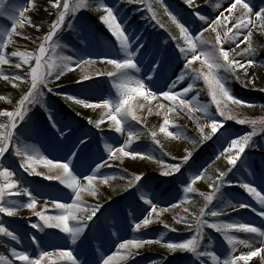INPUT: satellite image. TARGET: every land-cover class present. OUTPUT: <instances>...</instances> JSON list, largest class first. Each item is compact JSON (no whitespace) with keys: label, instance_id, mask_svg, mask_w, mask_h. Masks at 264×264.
<instances>
[{"label":"rangeland","instance_id":"1","mask_svg":"<svg viewBox=\"0 0 264 264\" xmlns=\"http://www.w3.org/2000/svg\"><path fill=\"white\" fill-rule=\"evenodd\" d=\"M17 2L27 4V0H6L7 4H15ZM33 2L36 5L35 9L26 13L32 24L26 23L23 28L17 29L29 39H24L22 36H14L13 40L15 43L9 45L6 50L9 53L15 50L34 51L36 45L40 42V38L47 33L45 27L48 26L46 23L49 21V17L53 16L55 19L57 15V10L51 7L50 0H33ZM103 2L113 7L114 12L117 14V19L121 21L127 34L130 37L139 38L132 40V49L130 50L143 45L136 55L140 71H133L131 74L145 80L146 85L154 90L168 91V86L177 81L180 74L185 71L187 61L185 56L180 53L179 47H177L178 44L181 47L185 45L179 35H176L173 31L176 28L175 25L170 19L163 22L161 20V17L166 15L164 7H167L168 11L175 15L190 32L198 35L203 32L207 24L200 21L196 13L207 16L209 20L214 19L219 15L220 11L229 6L230 0H194L193 7H189L182 0V9H179L172 0H162L163 7L160 0H103ZM149 2L152 3L153 10L156 13L157 19L155 20L152 19V13L147 10ZM217 3L221 5L220 9L214 7ZM252 3L255 5L254 12L264 7V0H252ZM94 8L95 0H93L92 9H82L76 13L75 18H66L65 25L71 24L69 28L75 30L73 32L75 42H70L64 37L58 38L59 43L63 46L62 52L64 55H72L74 59L83 58L95 63L82 65L79 68H75L74 71L66 72L59 81H53L49 85L53 88V93H47V90H45L46 95L43 107L39 104L29 106L28 115L25 117V126L19 128L18 125L9 152L3 158H0L1 166L8 167L14 171L16 177L23 181V186L28 187L37 197L35 211H44L46 215L58 214L59 210L55 209L54 201L71 203V190L65 188L56 180L45 179L43 175H30L20 168V157L15 155L16 143L32 145L49 159L64 160L69 157L70 151L76 152L78 153V158L73 159L72 163L75 166V172L79 174L87 173L90 167H95V163L108 160L105 144L119 147L127 139V132L120 134L110 130L109 122L107 121L99 129L94 124L88 123L89 119L98 120L102 115V109L84 108L73 101L65 99L66 95L72 94L89 102L98 103L103 99L116 97L113 79L106 74L95 75V73L113 71V66L107 63V58H115L117 55L122 56L123 54L119 53V45L100 19L103 13L95 11ZM93 13L97 15L96 26L103 31L101 34L96 33L97 27L89 21ZM5 25L10 28V22L5 17H0V26ZM37 25L39 30H37ZM92 33H94V37L98 41L96 44L89 39L93 36ZM173 37L177 39H173ZM204 38L214 43L215 33L211 30L204 32ZM251 40L255 48V55L243 58L240 56L234 57L245 63L246 71L245 69H237L235 74H226V86L230 89L231 94L244 103L234 105L228 102L227 111L234 114L238 119L260 120L264 119V100H262L261 104L260 101L255 100L257 96L254 94H262L264 96V63L257 59V49L263 47L264 44V31L253 29ZM232 47H235V45H232ZM245 47H247V43L241 44L240 49H237V51L239 52ZM225 48L227 50L228 45H225ZM248 59L254 60L251 66L246 64ZM17 62H19L18 58H11V64ZM200 66V60L193 62V68H200ZM3 67L5 74L8 75L20 74L23 76L27 69V65L21 69H14L9 65ZM85 74L91 75L92 79L78 84L77 80L81 79ZM147 76H151L152 79L147 80ZM65 79H69L70 82L63 84ZM236 82L241 85L238 89L234 88ZM17 83L19 86L13 87L10 81L0 79V96L6 98L5 100H0V111L13 110L19 97L27 91L28 84ZM189 83H192V81L186 76L183 81L176 83L173 90L182 91ZM2 91H5L3 92L4 94H1ZM197 94L201 103H210L207 86L204 85L202 80L196 82L194 91L189 93L187 98L190 99ZM55 96L59 97L66 106L75 108L74 111L77 116L74 120L62 117V111L54 100ZM134 103L137 105V115L141 117V123H131L133 124V131L138 132L140 135L138 139L133 141L129 150L146 153L153 158L141 159L137 157L132 159L131 157H125L108 161L110 166L101 169V173L114 177V179L110 180L108 184H98L97 196L84 195V200L88 205L94 207L99 204L102 207L96 213V216L87 222L88 227L75 244L72 243L71 238L67 234L60 232L59 229L44 227L41 231L38 228H32V224L42 225V221L34 215L31 209L23 208L17 216L13 217L0 213V224L13 231L20 238V242L17 243L0 235V255L7 257L12 261V264H22L21 261L16 260L12 256L13 248L17 251L26 250L33 257L38 256L41 251H47L53 253V255L45 261V264H67L66 261H61L58 256V251L63 249L71 250L80 261V264H102V260L115 253L118 244L124 240L157 241L163 236V240L160 243L145 244L139 249H132L133 254L124 261H118L117 264H201V261H203V264H212L210 257L197 259L194 255L187 252L179 250L172 252L164 245L168 242H182L194 235V231L189 230L187 223H177V218L187 217L190 222L191 216L189 213H198L199 208L204 206V198L199 193L207 194L212 192L213 189L209 185L212 180H215L218 172H227V169L231 167L224 157L219 160L216 157L228 146L230 139L248 134L252 131V127L249 124H239L235 120L225 121L223 117H217L219 121H223L224 127L218 130L212 139L201 142L195 120L190 119L184 113H168L171 123L178 126L187 138L176 140L159 132L166 109H160L158 105L160 103L169 105L170 102L164 101L163 97H160L158 100H153L151 104L142 98H138ZM140 104H143L144 107L140 108ZM247 105H251V107ZM45 108L49 110L46 112ZM149 108L152 109L151 112H149ZM39 111L46 118L47 126L43 125L38 117ZM211 111L215 115L214 105L211 106ZM50 115L53 119H49ZM194 115L200 117V123H207L200 113H195ZM148 117L156 118L158 122L153 130L157 132L158 138L160 136L169 149H173V153H177V156L180 157L179 159L178 157L168 159L169 157H166L165 150H161L153 142L151 136L146 135L147 131L142 126L146 123L145 119ZM0 122H6V118L0 117ZM53 123H55L56 127H53ZM60 130H62L63 134H61ZM169 130L175 132L177 128L170 127ZM205 131L208 132L210 129L206 128ZM95 134H99V136L96 137L94 136ZM81 139L84 140V145L79 143ZM190 141H196V143L193 144ZM189 151L192 152V156L187 163H183L182 158ZM158 161L161 163H158ZM177 163L181 164L180 172L168 176L162 174L168 170L169 166ZM144 166H150L155 171L154 173H157L154 176L162 178V182H164L162 184L163 188L170 189L176 184L174 180L180 176L179 189L174 194L169 195V197L168 189L165 197H163L162 192L158 190V182L152 181L150 174H146L147 172L143 174L139 170ZM205 169L207 170L206 178L194 185L196 192L185 193L183 188L186 184L190 183L195 175L205 173ZM37 171L47 173V169L42 165L37 166ZM137 171L140 172L138 173ZM134 175H142V181L138 182L135 187L128 188L125 191L128 180ZM207 177H211L212 180L207 179ZM242 183H250L257 187L258 190L264 192V132H260L259 129H257V135L253 136L250 146L241 154L236 166L232 168L231 172H227L224 177V183L220 187V192L216 193L212 203L208 205L206 211L222 210V214L218 217L205 216L209 223L242 222L264 229V217L257 215V212L264 209H261L255 199L245 189L240 187ZM165 184L168 185L165 186ZM121 194L124 195L123 210L128 215L126 223L124 221V223H119L120 210L117 208V203L119 197L122 196ZM134 194H137L140 205L135 203ZM141 196L152 200L157 205L158 210L167 209V211L161 212L158 217L153 214V223L146 228L135 231L134 225L141 222L151 211L150 205L145 204ZM8 199L27 201V197H9ZM182 201L186 202L182 203ZM229 202L235 205V210L228 206ZM240 203L246 204L248 207L240 208ZM172 205H177V207L173 208L171 207ZM185 207L189 209L188 213L184 212ZM253 208L256 209L255 212L252 210ZM164 225H168V228H165ZM157 226L163 227L157 228ZM155 228L157 229L154 231ZM171 229H175V231H171ZM204 233L205 239L202 242L201 250L214 251L221 259L231 254V248L222 233L207 227H205ZM230 234L238 239L250 240L254 247H260L257 242L260 238L255 237V239H252L253 234L242 232H232ZM33 238H35L36 243H33ZM249 250L243 245H238L235 255H239L242 252L246 253ZM261 257H264V252L261 253V256L252 258L248 264H264Z\"/></svg>","mask_w":264,"mask_h":264},{"label":"snow or ice","instance_id":"2","mask_svg":"<svg viewBox=\"0 0 264 264\" xmlns=\"http://www.w3.org/2000/svg\"><path fill=\"white\" fill-rule=\"evenodd\" d=\"M50 2L51 7L57 10L56 19L52 21L49 31L40 38V42L36 45L35 50H15L9 53L6 50L9 45L15 43L13 40L14 36H22L24 39H29V37L23 36V33L17 29L23 28L26 23L32 24L30 18L26 16V13L35 9L36 5L33 0H27L26 5L19 2L7 4L6 0H0V17H5L10 22V28L7 25L0 26V79L10 81L13 87L19 86L17 82L29 85L27 91L17 101L13 110L0 111V117L6 118V122H0V158H3L9 152L10 146L13 144L15 138L18 122L25 120L29 112V106L39 104L43 107L45 103L44 97L46 95L45 90H47V93H53V88L49 85L53 81H59L66 72L74 71L75 68H79L82 65L95 63L94 61L84 60L83 58L74 59L72 55H64L62 52L63 46L59 43L57 35L65 25L66 18H75L76 13L82 9H92L93 0H50ZM184 2L189 7L194 6V0H184ZM160 3L163 7L162 0H160ZM214 7L220 9L221 5L217 3ZM254 8L255 5L252 3V0H230L229 6L224 8L223 11H220L219 15L214 19L209 20L207 16L197 12L196 15L199 20L205 22L207 27L203 29V32L196 35L190 32L175 15L168 11L167 7H164L165 14L179 30V38L184 42L185 46L181 47L178 44L177 47H179L180 53L185 56L187 62L185 64V71L180 74L177 81L168 86V91H163L159 89L154 90L146 85L145 80L139 79L131 74L133 71H140L136 61V55L143 45H140L134 50H130L132 49V40L139 38L130 37L127 34L121 21L117 19V14L114 12L113 7L104 3L103 0H95L94 10L103 13L100 19L107 26L115 38L116 43L119 45V53L123 54L122 56L117 55L115 58H107V63L113 66V71L95 73V75L106 74L113 79L116 97L103 99L98 103L89 102L86 99L78 98L72 94L66 95L65 99L73 101L75 104L81 105L84 108L102 109L101 117L96 121L89 119L88 123L94 124L99 129L107 121L109 122L110 130H114L120 134L127 132V139L119 147L105 144L108 160L95 163V167H90L87 173L79 174L75 172V166L72 163L73 159L78 158V153L76 152L70 151L69 157L64 160L49 159L32 145L16 143L15 155L20 157V168L30 175H43L45 179L58 181L59 184L71 190L72 199L71 203L54 201L55 209L59 210L56 215H46L44 211H35L37 197L28 187L23 186V181L16 177L14 171L8 167L0 166V213L13 217L17 216L23 208L31 209L34 215L42 221V225L32 224V228H38L41 231L44 227L59 229L60 232L67 234L71 238L72 243L75 244L77 239L84 234L85 229L88 227L87 222L91 221L102 207L99 204L94 207L88 205L84 200V195L97 196V185L108 184L110 180L114 179V177H109L101 173V169L110 166L108 161L123 159L125 157H131L132 159H136L137 157L141 159L153 158L146 153L129 150L133 141L138 139L140 135L138 132L133 131V124L131 123H141V117L137 115V105L134 103L138 98H142L149 104L153 100H158L160 97H163L164 101L170 102L169 105H165L164 103L158 105L160 109H166L163 123L159 127V132L165 134L166 137L176 140L187 138L178 126L171 123L168 113H184L190 119L195 120L201 142L212 139L218 130L224 127L223 121H219L217 117H223L225 121L235 120L239 124L251 125V132L230 139L228 146L216 157L217 160L224 157L228 165L231 166L227 169V172H231L232 168L236 166L237 161L241 158V154L250 146L253 136L257 135V129L260 132H264V119H238L234 114L227 111L228 102L234 105H241L244 102L231 94L230 89L226 86V74H235L237 69H245L246 71L245 63H242L241 60H237L234 57L240 56L243 58L245 56H254L255 48L251 40L253 29L264 31V7H261L259 11L255 12ZM147 10L152 13V19H157L151 2L147 4ZM157 22L159 23V21ZM36 27L39 30V26L37 25ZM68 27H71V24ZM210 30L215 33L214 43L204 38V32ZM173 39L177 38L173 37ZM243 43H247V47L238 52L237 49H240ZM225 45H228L227 50ZM232 45H235V47H232ZM11 58H18L19 62L11 64ZM197 60H200L201 66L200 68H193V62ZM253 63L254 60L252 59L246 61V64L249 66ZM5 65H9L14 69H21L27 65V69L23 76L20 74L8 75L4 71L3 66ZM186 76L191 79L192 83H189L182 91H174L173 89H175L176 83L183 81ZM90 79H92V76L85 74L81 79L77 80V83L80 84ZM151 79V76H147V80ZM200 80L207 86L210 97L209 104L201 103L198 100V94L193 95L190 99L187 98L188 94L194 91L196 82ZM5 99V97L0 96V100ZM212 105L215 106V115L211 111ZM247 106L251 107V105ZM139 107L143 108L144 105L140 104ZM151 111L152 109L149 108V112ZM195 113H200L207 123H200V117L195 116ZM49 119H53V117L50 115ZM53 127H56L55 123H53ZM170 127H176L177 130L175 132L170 131ZM206 128L210 129V131L206 132ZM60 131L63 134L62 130ZM150 135L153 142L159 146L160 141L157 139V132L153 130L150 132ZM79 143L81 145L85 144L83 139ZM190 143L195 144L196 141H190ZM191 156L192 152H187L182 158L183 163H187ZM158 163L161 162L158 161ZM38 165L46 168L47 173L38 172ZM180 170L181 164L177 163L169 166L168 170L162 174L168 176L180 172ZM206 171L205 169V173L195 175L190 183L186 184L183 191L185 193H195L196 188L194 185L198 181L206 178ZM227 172H218L215 180L207 177V179L212 180L209 187L213 191L207 194L203 192L199 193L204 198V206L199 208L198 213H189L191 216L190 222L187 217L183 216L176 220L177 223H187L189 230L194 231V235L182 242L166 243L164 246L167 249L172 252L178 250L187 252L194 255L197 259L210 257L212 264H248L252 258L261 256V253L264 252V229L253 226L250 223H209L205 219V216L218 217L222 214V210L206 211V209L212 203L216 193L220 192V187L224 183V177L227 175ZM142 179V175H134L128 180L125 191L128 188L135 187ZM240 187L245 189L255 199L261 206V209H264V192L258 190L257 187L250 183H242ZM9 197H27V201L8 199ZM141 199L145 204L150 205L151 211L141 222L134 225L135 231L146 228L153 223V214L158 217L161 212L167 211V209L158 210L157 205L144 196H141ZM185 202L182 201V203ZM228 206L235 210V205H232L231 202H229ZM171 207L175 208L177 205H172ZM239 207L245 208L248 205L240 203ZM252 210L254 212L256 211L255 208ZM184 212L188 213L189 209L185 207ZM257 215L264 217V210L257 212ZM164 227L168 228V225H164ZM205 227L223 234L225 241L231 248V254L221 259L214 251L201 250L202 242L205 239ZM171 231H175V229H171ZM232 232L253 234L252 239L259 237L260 239L257 242L260 244V247H254L250 240L238 239L236 236L230 234ZM0 235L10 238L11 241L20 242V238L2 224H0ZM162 240L163 236L157 241L141 239L124 240L118 244L115 253L102 260V264H117L118 261H124L128 256L132 255V249H139L145 244L160 243ZM33 243H36L35 238H33ZM238 245H243L250 250L246 253L242 252L239 255H235ZM11 254L16 260L21 261L22 264H45V261L53 255V253L41 251L38 256L33 257L26 250L17 251L15 248L12 249ZM58 256L61 261H66L67 264H80V261L71 250L61 249L58 251ZM261 259L264 261V257H261ZM0 264H12V261L0 255ZM201 264H203V261H201Z\"/></svg>","mask_w":264,"mask_h":264},{"label":"trees","instance_id":"3","mask_svg":"<svg viewBox=\"0 0 264 264\" xmlns=\"http://www.w3.org/2000/svg\"><path fill=\"white\" fill-rule=\"evenodd\" d=\"M42 1H46V0H42ZM173 2H175L176 4H177V6H178V8L179 9H182V7H183V2H182V0H172ZM53 19H54V17L53 16H51V17H49V21L46 23V25H48V26H46L45 27V29L48 31L49 30V28H50V23L53 21ZM175 33H176V35H179L178 34V32L176 31V30H173ZM70 33V32H69ZM67 38L70 40V41H73L75 38L73 37V35L71 36V34H69V35H67ZM181 42V41H180ZM257 59L258 60H260V61H262L263 63H264V44H263V47H259L258 49H257ZM70 82V80L68 79H65L64 81H63V84H66V83H69ZM236 85H234V88L235 89H238V88H240L241 87V85H240V83H235ZM67 85H70V84H67ZM3 92H5V91H2L1 92V94H4ZM240 94V93H239ZM254 95H256L257 96V98H256V96H255V100H257V101H260V103L262 102V100H264V96L262 95V94H254ZM59 101H60V104L61 105H65L64 104V102L63 101H61V99H58ZM262 104V103H261ZM61 111H62V117L63 118H65V119H68V120H74L75 119V117L77 116V113H75V111H74V109L75 108H72L71 106H61ZM146 120V123L145 124H143V128L147 131V133H146V135H150V132L151 131H153V129L155 128V126L157 125V120H156V118L155 117H148V118H146L145 119ZM151 136V135H150ZM157 139L160 141V145H159V148L161 149V150H165V154H166V157H169L168 159H173L174 157L175 158H177L178 157V159L180 158L179 156H177V153H173V149H169L168 148V146L167 145H165V142H163L162 141V139H161V137L159 136V138H158V136H157ZM144 142H146V141H144ZM157 145V144H156ZM210 152V151H209ZM140 171H142V173L144 174L145 172H147L146 174H150L149 176H150V178L152 179V181H154V182H158V186H159V188H160V186H161V184H162V178L161 177H158V176H154V175H156L157 173H154L155 171H153L152 169H151V167L150 166H144V167H142V168H140L139 169ZM140 171H137L138 173L140 172ZM152 172V173H151ZM186 177H187V175H186ZM180 176H179V178L178 179H175V183L176 184H174L170 189H169V193H168V197H169V195H172V194H174L178 189H179V186H178V184H180ZM182 179V178H181ZM120 193H122L121 191H120ZM121 195H123V194H121ZM162 196H165V190H163V192H162ZM160 227H163V226H157V228H160ZM157 228H155L154 229V231L157 229Z\"/></svg>","mask_w":264,"mask_h":264},{"label":"bare ground","instance_id":"4","mask_svg":"<svg viewBox=\"0 0 264 264\" xmlns=\"http://www.w3.org/2000/svg\"><path fill=\"white\" fill-rule=\"evenodd\" d=\"M2 165V163L0 162V166Z\"/></svg>","mask_w":264,"mask_h":264}]
</instances>
